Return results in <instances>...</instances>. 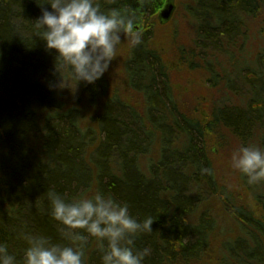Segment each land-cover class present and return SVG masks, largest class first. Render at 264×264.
<instances>
[{"label":"trees","instance_id":"trees-1","mask_svg":"<svg viewBox=\"0 0 264 264\" xmlns=\"http://www.w3.org/2000/svg\"><path fill=\"white\" fill-rule=\"evenodd\" d=\"M98 2L102 10L129 9L145 33L167 0ZM263 9L264 0L190 3L195 46L178 47V67L202 75L213 97L188 109L147 38L121 51L117 72L110 65L94 84L58 87L55 54L34 28L36 0H0V242L18 258L26 233L69 243L48 193L70 201L100 190L139 219L153 218L152 231L136 239L138 249H151L144 264H264V182L249 184L239 171L231 182L219 178L221 158H213L228 139L264 147V39L250 49L245 28ZM113 73L119 78L107 85ZM100 256L90 238L86 264H102Z\"/></svg>","mask_w":264,"mask_h":264},{"label":"clouds","instance_id":"clouds-1","mask_svg":"<svg viewBox=\"0 0 264 264\" xmlns=\"http://www.w3.org/2000/svg\"><path fill=\"white\" fill-rule=\"evenodd\" d=\"M41 15L35 19L36 35L55 54L58 87L68 80L94 84L108 71L125 38L129 47L142 43L143 34L129 9L102 10L98 0H36ZM50 8V10H49ZM65 87V86H64ZM231 167L249 184L264 182V147L241 145L231 156ZM203 173L212 169L202 168ZM50 214L63 226L69 243L53 242L43 234L26 233L28 246L22 258L0 242V264H86V249L94 238L102 264H144L151 249H138L136 239L151 232L153 218L134 216L127 202L97 190L72 200L50 191ZM83 230V231H80Z\"/></svg>","mask_w":264,"mask_h":264},{"label":"rangeland","instance_id":"rangeland-1","mask_svg":"<svg viewBox=\"0 0 264 264\" xmlns=\"http://www.w3.org/2000/svg\"><path fill=\"white\" fill-rule=\"evenodd\" d=\"M193 0H176V13L171 19L170 22L161 24L154 18L152 22L148 25L151 27H147L146 32L144 33L142 29L144 27H137L139 31L145 34L143 37L145 40H148V46L157 52H159L162 56H164L167 66L170 69L172 87L174 89L176 101L179 105H182L184 108L192 109L195 105H199L201 103H206L208 99H211L213 96L209 92V88H207V84L204 82L202 75L198 72L188 73L184 69L179 68V59H178V47L183 46L185 48H193L194 38L196 36L195 28L198 27L194 25L192 19L188 16L190 3L192 4ZM201 5V4H200ZM198 15L206 14V10L203 6H198L197 10H195ZM245 28L248 34V42L250 49L258 50L261 48L264 36L262 35L263 27H264V9L258 13L256 19L249 18L245 21ZM195 26V27H194ZM142 27V28H141ZM201 28L207 29L204 25H201ZM197 29V28H196ZM126 40L118 46V54L117 57L111 63V69L113 72L119 70V63L123 61V54L121 51H124L128 45L127 38ZM144 40V41H145ZM139 49V48H137ZM135 49V52L139 54V51ZM199 52V51H198ZM209 54V53H208ZM213 55L214 57H212ZM216 56L224 63V67L226 69L232 70L229 63L226 60H222L221 54H216ZM243 56V54H242ZM205 57L201 56L200 60ZM209 57V58H208ZM215 58L214 53H210L208 56L206 55V59L213 60ZM198 62L199 57L195 58ZM121 65V64H120ZM111 72V71H110ZM108 72L106 75H109ZM106 77V84L110 85V81L118 80L117 73H113L109 78ZM200 77V78H199ZM109 93V92H108ZM201 93V94H200ZM200 95V97H197ZM74 96L73 92L69 91L68 95L62 96L65 100H71L70 97ZM199 98V100L197 99ZM137 100L134 99L136 103ZM209 102V101H208ZM264 134V131L262 132ZM238 149V147L234 144L232 139H228L226 143L223 144L222 150H218L215 152L213 158L219 159L221 158L222 163V174H218L220 177H227L228 182H231L232 177L238 172V170L233 169L231 167V156L232 153ZM141 168L144 169V164L141 162ZM230 184V183H228ZM228 222L230 219L225 217L223 220V224L228 226ZM221 235L224 233H220ZM221 237L218 235L215 239V242H218ZM215 250V248H214ZM214 253L211 254V257Z\"/></svg>","mask_w":264,"mask_h":264},{"label":"water","instance_id":"water-1","mask_svg":"<svg viewBox=\"0 0 264 264\" xmlns=\"http://www.w3.org/2000/svg\"><path fill=\"white\" fill-rule=\"evenodd\" d=\"M175 12L174 0H167L166 5L158 13V21L161 24L167 23L171 20Z\"/></svg>","mask_w":264,"mask_h":264},{"label":"bare ground","instance_id":"bare-ground-1","mask_svg":"<svg viewBox=\"0 0 264 264\" xmlns=\"http://www.w3.org/2000/svg\"><path fill=\"white\" fill-rule=\"evenodd\" d=\"M17 255V254H16Z\"/></svg>","mask_w":264,"mask_h":264}]
</instances>
